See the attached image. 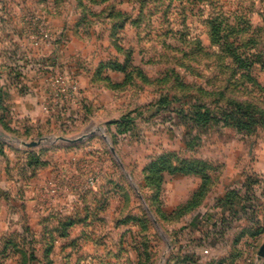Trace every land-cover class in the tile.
Masks as SVG:
<instances>
[{
    "label": "rangeland",
    "instance_id": "obj_1",
    "mask_svg": "<svg viewBox=\"0 0 264 264\" xmlns=\"http://www.w3.org/2000/svg\"><path fill=\"white\" fill-rule=\"evenodd\" d=\"M260 123L264 0H0V264H264Z\"/></svg>",
    "mask_w": 264,
    "mask_h": 264
},
{
    "label": "trees",
    "instance_id": "obj_2",
    "mask_svg": "<svg viewBox=\"0 0 264 264\" xmlns=\"http://www.w3.org/2000/svg\"><path fill=\"white\" fill-rule=\"evenodd\" d=\"M212 22V26H213V32L216 34V35H218V39L222 42V40L224 39V37H220V29H219V27L221 26V22L220 23H214L215 21H211ZM228 39V37L226 38V40ZM228 45H230V43H227L226 42V46H228ZM231 46V45H230ZM256 125L257 126H260V127H263L264 126V123H260V125H258V124H255V127H256ZM260 128L259 127H256V128H254V130L255 131H257V130H259Z\"/></svg>",
    "mask_w": 264,
    "mask_h": 264
},
{
    "label": "water",
    "instance_id": "obj_3",
    "mask_svg": "<svg viewBox=\"0 0 264 264\" xmlns=\"http://www.w3.org/2000/svg\"><path fill=\"white\" fill-rule=\"evenodd\" d=\"M81 139H82V138H79L78 140H81ZM60 140H62V141H66V142H74V141L67 140V139H64V138H60ZM38 144H39L38 141H37V142H30V143L22 142V145H24V146H26V147H29V148H31V147H36V146H38ZM261 252H262V254L264 253V245H263V247H262V249H261Z\"/></svg>",
    "mask_w": 264,
    "mask_h": 264
}]
</instances>
